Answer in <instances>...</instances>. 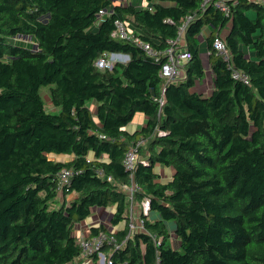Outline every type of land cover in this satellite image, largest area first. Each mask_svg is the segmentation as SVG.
Here are the masks:
<instances>
[{
	"label": "trees",
	"instance_id": "16d2710c",
	"mask_svg": "<svg viewBox=\"0 0 264 264\" xmlns=\"http://www.w3.org/2000/svg\"><path fill=\"white\" fill-rule=\"evenodd\" d=\"M146 1L0 0V264H82L76 227L114 208L111 225L125 229L89 237L113 240L100 252L111 264H264V3L238 0L227 16L216 0ZM117 21L161 53L180 40L192 54L182 76L167 83L165 57L114 39ZM204 53L208 97L192 91L206 78ZM111 55L130 60L100 71ZM139 114L146 125L128 133ZM140 143L132 179L125 160ZM64 170L73 178L60 189ZM133 185L134 202L151 207L131 234Z\"/></svg>",
	"mask_w": 264,
	"mask_h": 264
},
{
	"label": "built area",
	"instance_id": "2783aa9c",
	"mask_svg": "<svg viewBox=\"0 0 264 264\" xmlns=\"http://www.w3.org/2000/svg\"><path fill=\"white\" fill-rule=\"evenodd\" d=\"M212 0H205L204 7L209 4ZM253 2H263L264 0H250ZM238 0H216V7L220 9L224 14L230 16L231 14V3H237ZM106 16L104 12L99 14L101 20H103ZM113 38L120 41H133L136 45L142 48L150 57L152 58H159L165 57L167 63L163 66L161 71V77L167 82L171 83L176 81L182 76L183 68L192 60V54L189 53L184 48H180V40L176 43L172 44V47L166 52H158L154 50L149 44L143 43L140 38H138L133 32L130 31V23L117 21L115 23V31L113 33ZM214 50L217 54L226 62H230L231 56L229 49L227 47L226 41L224 38H217L214 42ZM121 61L126 60L124 58H120L117 55L106 56V58L100 59L96 66L100 71H107L112 70L115 64L120 63ZM129 62V61H127ZM234 77L237 79H242L245 83H248L247 77H242L240 74L235 73ZM163 135V133H160ZM144 146V143H140L136 147H133L130 152L127 154L125 160V168L128 172L132 173V179L134 176V172L136 171L137 164L139 162L137 157V152L140 148ZM59 184L60 189L65 188L66 186L70 185V181L73 178V172L64 170L59 174ZM111 182L112 179H109ZM124 191L129 196L130 200L132 201V209L134 210L135 207L140 209V213L143 215H148L150 212V202L149 200H145L143 203H135L134 197L135 194L138 192V188L136 185L132 187L125 186ZM136 210V209H135ZM131 234H134L138 231H143L144 226L143 222L140 221L138 224L134 222V216L131 215ZM137 221V220H136ZM111 235H115V232L111 233ZM77 237V236H76ZM80 241V245L82 248V259L83 264H95L94 256L99 255V260L97 264H111L107 262L106 257L100 254L101 249L106 243H113V240L106 234H100L98 237L94 238H82L77 237Z\"/></svg>",
	"mask_w": 264,
	"mask_h": 264
},
{
	"label": "rangeland",
	"instance_id": "374dc122",
	"mask_svg": "<svg viewBox=\"0 0 264 264\" xmlns=\"http://www.w3.org/2000/svg\"><path fill=\"white\" fill-rule=\"evenodd\" d=\"M148 6V3L146 0H144L143 2V7H147ZM98 27V26H97ZM130 31L134 33V31H137V29L135 28L134 25L130 24ZM227 32H224V35L226 34ZM207 54H203L202 56H205ZM204 58V57H203ZM206 61V78L202 81V82H199L197 84V86L192 90L193 92H198L202 95H207V94H210L211 93V88L214 87V79H212V71L210 69V66L207 62L208 58L205 57L204 59ZM128 62L126 61H121L119 64H127ZM42 98L43 100L45 101V104H46V107H47V110L49 112H54V108L52 106V103H51V91H50V88H44L42 89ZM93 111H95V108L92 109ZM138 117H141L143 122L145 123V117L141 114L137 115L136 118ZM142 126V125H141ZM93 156H91L92 158ZM50 159L53 160V161H57V162H61V163H67V162H70L71 161V158L70 157H65V158H62V157H55V156H50ZM156 172L157 173H161V178H163V182L164 183H167L168 180L171 179L172 177V174L171 173H168L164 170H160V169H156ZM76 198L75 195H72L70 198H69V201H72ZM116 209V208H115ZM99 212V209H96L95 212L93 213V217H94V224H99L101 227H104L107 229V231L111 234L114 232V230H117V228L114 229V227L111 225V221L113 219V211H101L100 213ZM131 215L134 216V222L136 223H140V216L139 214L137 215L136 217V210L132 209L131 210ZM104 217V218H103ZM139 217V218H138ZM137 220V221H136ZM89 223V222H88ZM119 228H124V225H120L118 226ZM118 228V229H119ZM169 229H170V234H171V244H172V247L174 250L178 251L180 250L181 248V245H180V242L179 240L175 237V226L173 225H169ZM88 231V226H87V223L86 224H83V227H79V229H76L75 230V236H77L78 232H81V237L82 238H87L88 235H86L85 232Z\"/></svg>",
	"mask_w": 264,
	"mask_h": 264
},
{
	"label": "crops",
	"instance_id": "0c3cea01",
	"mask_svg": "<svg viewBox=\"0 0 264 264\" xmlns=\"http://www.w3.org/2000/svg\"><path fill=\"white\" fill-rule=\"evenodd\" d=\"M259 3H264V1H263V2H259ZM228 32H229V31H227L226 35L228 34ZM203 57H204V58H203ZM205 57L208 58V55L202 56V60H203L204 66H205V68H206V61L204 60ZM207 62H208V64H209V60H207ZM209 66H210V65H209ZM210 69H211V68H210ZM206 70H207V69H206ZM212 79H214V75L212 76ZM213 89H214V87L211 88V93L213 92ZM211 93H210V94H207V95H204V96L208 97V96L211 95ZM93 108H95V107H93ZM146 122H147V119H145V123H144L141 117L135 118L133 124H131L130 126H128V127L126 128V131H127L128 133H130V134H134L135 132H137L138 130H140L142 127H144V126L146 125ZM141 125H142V126H141ZM55 157H56V156H55ZM60 157L65 158V157H63V156H60ZM157 169L164 170V171H166V172H168V173H171V174H172V177H171L170 180H168L167 183H169V182L172 181L174 174H173V171H172L171 169H163V168H161V167H158ZM158 174L161 175V173H158ZM163 181H164V180H163V178H162V179H161V183H163V184H167V183H164ZM135 209H136V217H137L138 214H139V216H140V215H141V213H140V209L137 208V207H135ZM95 210H96V209L93 210V213L95 212ZM111 210L113 211L112 214L115 215V213H116V209H115V208H114V209H107V210H105V209H99V212H98V213H100L101 211H111ZM93 216H94V215L92 214V217H91L90 219H88L86 222H84V223H82L81 225H79L78 227H76V229H79V227H81V226L83 227V224H86V223H87L88 231L85 232L86 235H88L87 237H90V233H91V230H92V229H99V228L101 227L99 224H98V225H97V224H94V217H93ZM103 218H104V217H103ZM138 218H139V217H138ZM88 222H89V223H88ZM122 225H124V228L115 227V228H117V230H114L115 234H117V233H119V232H121V231H123V230L125 229L126 224H125V223H122ZM119 226H120V225H119ZM115 228H114V229H115ZM118 228H119V229H118ZM80 236H81V232H78L77 237H80ZM82 264H83V262H82ZM95 264H97V263H95Z\"/></svg>",
	"mask_w": 264,
	"mask_h": 264
},
{
	"label": "water",
	"instance_id": "95a60500",
	"mask_svg": "<svg viewBox=\"0 0 264 264\" xmlns=\"http://www.w3.org/2000/svg\"><path fill=\"white\" fill-rule=\"evenodd\" d=\"M120 58H124L126 61H129L130 58L128 56H123V55H117Z\"/></svg>",
	"mask_w": 264,
	"mask_h": 264
}]
</instances>
